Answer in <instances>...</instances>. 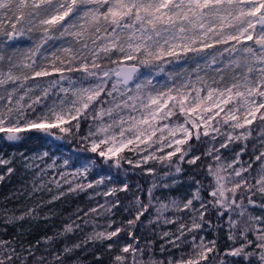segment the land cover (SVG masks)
<instances>
[{
	"label": "snow or ice",
	"instance_id": "snow-or-ice-1",
	"mask_svg": "<svg viewBox=\"0 0 264 264\" xmlns=\"http://www.w3.org/2000/svg\"><path fill=\"white\" fill-rule=\"evenodd\" d=\"M29 142L0 264H264V0H0V148Z\"/></svg>",
	"mask_w": 264,
	"mask_h": 264
},
{
	"label": "trees",
	"instance_id": "trees-1",
	"mask_svg": "<svg viewBox=\"0 0 264 264\" xmlns=\"http://www.w3.org/2000/svg\"><path fill=\"white\" fill-rule=\"evenodd\" d=\"M7 152L10 151H23V150H35L36 145L33 142H29L27 144H22L18 148H9L5 146ZM187 167V166H185ZM3 171V169H1ZM188 172H191V169H188ZM25 176V175H24ZM22 176V169L18 170L15 175H13L10 180L6 178L5 181L0 182V200H2L4 197L8 196L10 192H14L15 189L18 188V183L20 181V177ZM132 179H136V177H132ZM143 183V181H141ZM185 189L182 186H177L176 189L172 192L173 195H179L181 192H183ZM22 202V201H21ZM86 203V199L84 196H80L79 198H69L66 201L63 202H58L56 203L53 207L57 210H59L60 216H64L66 213L72 212L77 205H83ZM10 206H15V203L13 201H9ZM61 223L60 218H56L52 221L45 222L43 220L40 221H34L32 223H26L24 225L25 228L30 229V236L29 239L35 240L38 239L41 235H44L46 232L48 234L51 233L52 231V226H59ZM46 224L48 225L46 227ZM15 229L9 228V234L11 235ZM71 239H76V237H73ZM85 260H91L92 256L91 255H86L84 257Z\"/></svg>",
	"mask_w": 264,
	"mask_h": 264
},
{
	"label": "rangeland",
	"instance_id": "rangeland-1",
	"mask_svg": "<svg viewBox=\"0 0 264 264\" xmlns=\"http://www.w3.org/2000/svg\"><path fill=\"white\" fill-rule=\"evenodd\" d=\"M0 151H4V152H6V154H11L13 152V150L10 151V152H7V150H6L5 147L4 148H0ZM0 172H2L1 169H0ZM22 172H23V170H22ZM27 179H29V176L28 175H25L24 177H20V181L18 183V187H20V185L23 182V180H27Z\"/></svg>",
	"mask_w": 264,
	"mask_h": 264
}]
</instances>
